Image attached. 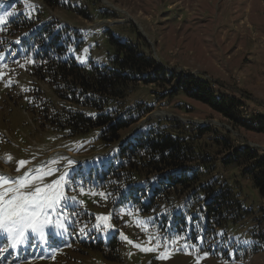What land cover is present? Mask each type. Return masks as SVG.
<instances>
[{"label":"rangeland","instance_id":"rangeland-1","mask_svg":"<svg viewBox=\"0 0 264 264\" xmlns=\"http://www.w3.org/2000/svg\"><path fill=\"white\" fill-rule=\"evenodd\" d=\"M6 12L13 15L0 24V176L20 180L44 169L22 193L63 178L56 189L63 198L42 233L29 231L15 247L0 234V255L10 258L3 264H264V199L247 165L225 161L243 148L263 156L264 133L173 94L185 77H202L217 90L219 81L225 95H252L243 100V118L264 123V0H0V17ZM111 38L134 44L168 73L130 83L105 113L139 119L151 110L112 145L99 138L102 130H55L47 115L97 111L59 96L35 68L50 60L112 67ZM154 127L187 140L190 184L171 182L182 169L130 179L121 149ZM9 187L17 185L0 190ZM113 240L120 243L116 262L86 248Z\"/></svg>","mask_w":264,"mask_h":264},{"label":"trees","instance_id":"trees-1","mask_svg":"<svg viewBox=\"0 0 264 264\" xmlns=\"http://www.w3.org/2000/svg\"><path fill=\"white\" fill-rule=\"evenodd\" d=\"M111 44L115 50V56L111 59L113 66L100 67L92 65L83 67L76 61H45V64L36 67V76L41 80L50 78L57 89L59 96L76 105H83L90 110L97 111L96 116H89L85 112L74 110L59 111L51 116L47 115L49 124L57 131H68L72 136L91 133L93 130H102L98 133L99 138L108 145L121 141L122 130L129 128L141 119L150 108L145 109L139 119H124L118 117L116 112L105 113L108 108L107 102L111 99L120 98V94L132 82H143L150 84L164 79L167 71L160 66L153 57L142 54L137 46L127 42L117 41L111 38ZM45 56V55H44ZM43 59L45 60V57ZM171 79L176 74L169 73ZM59 80V81H58ZM64 84V85H63ZM177 89L173 94L184 93L187 97L207 105L210 109L221 114L234 126L252 127L260 133H264L262 125H249V122H257L256 118L251 121L243 118V100L253 101V96L245 91H239L241 97L225 95L221 90L224 84L216 81L215 84L198 76L185 77L177 82ZM205 130V128H203ZM134 142V143H133ZM188 142L177 134L168 132L161 128H150L143 131L131 143L123 145L121 149L122 158L128 164L124 166L131 177H140L145 171L162 173L165 170H181L175 176H171L174 184L187 185L192 179L185 176L184 166L192 162V151L188 149ZM122 159V160H123ZM228 164H234L244 168V173L250 177L255 188L259 190L264 199V155H259L251 148L236 149L225 160ZM169 179V178H168ZM155 191V190H154ZM129 197L128 199H130ZM218 207L221 205V198L214 197ZM128 200V201H129ZM215 211V207H212ZM264 239V238H263ZM88 250L97 251L108 261L116 262L120 252V243L116 240L104 244H88Z\"/></svg>","mask_w":264,"mask_h":264},{"label":"snow or ice","instance_id":"snow-or-ice-1","mask_svg":"<svg viewBox=\"0 0 264 264\" xmlns=\"http://www.w3.org/2000/svg\"><path fill=\"white\" fill-rule=\"evenodd\" d=\"M11 15H13L12 12H6L0 17V24L5 23L7 17ZM25 163V161L20 162L21 166ZM43 175L44 169H37L34 174L30 173L20 180L0 176V189L5 188L6 185H17V187L7 188V191H0V234L11 238L13 247H15L16 240L24 238L29 231L42 233L46 225H51L49 211H54L57 203L63 198L62 192L56 190L63 182V178L48 188L37 187L30 194L22 193L21 189L29 186L30 182L42 180ZM5 197L8 198L5 199ZM100 219L107 220L110 217ZM144 250L150 251L151 249L145 248Z\"/></svg>","mask_w":264,"mask_h":264}]
</instances>
